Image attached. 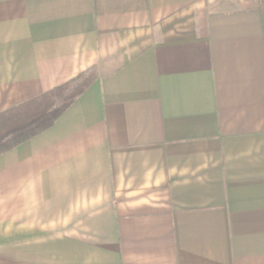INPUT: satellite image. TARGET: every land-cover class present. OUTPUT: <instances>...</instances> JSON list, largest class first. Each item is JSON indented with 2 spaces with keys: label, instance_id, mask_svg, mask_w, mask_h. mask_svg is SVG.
Instances as JSON below:
<instances>
[{
  "label": "crops",
  "instance_id": "obj_1",
  "mask_svg": "<svg viewBox=\"0 0 264 264\" xmlns=\"http://www.w3.org/2000/svg\"><path fill=\"white\" fill-rule=\"evenodd\" d=\"M95 66L0 155L10 264H264V0H0V112Z\"/></svg>",
  "mask_w": 264,
  "mask_h": 264
},
{
  "label": "trees",
  "instance_id": "obj_2",
  "mask_svg": "<svg viewBox=\"0 0 264 264\" xmlns=\"http://www.w3.org/2000/svg\"><path fill=\"white\" fill-rule=\"evenodd\" d=\"M98 75L97 67H92L36 98L0 112V155L53 126Z\"/></svg>",
  "mask_w": 264,
  "mask_h": 264
},
{
  "label": "rangeland",
  "instance_id": "obj_3",
  "mask_svg": "<svg viewBox=\"0 0 264 264\" xmlns=\"http://www.w3.org/2000/svg\"><path fill=\"white\" fill-rule=\"evenodd\" d=\"M9 260L5 252H0V264H10Z\"/></svg>",
  "mask_w": 264,
  "mask_h": 264
}]
</instances>
